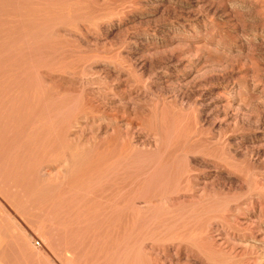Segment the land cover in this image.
Here are the masks:
<instances>
[{
	"label": "rangeland",
	"instance_id": "obj_1",
	"mask_svg": "<svg viewBox=\"0 0 264 264\" xmlns=\"http://www.w3.org/2000/svg\"><path fill=\"white\" fill-rule=\"evenodd\" d=\"M0 264H264V0H0Z\"/></svg>",
	"mask_w": 264,
	"mask_h": 264
}]
</instances>
